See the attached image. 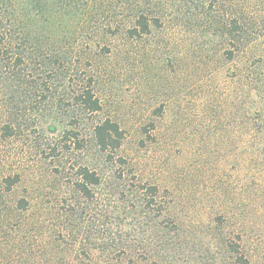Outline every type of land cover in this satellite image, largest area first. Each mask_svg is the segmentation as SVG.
I'll return each instance as SVG.
<instances>
[{
	"label": "rangeland",
	"instance_id": "374dc122",
	"mask_svg": "<svg viewBox=\"0 0 264 264\" xmlns=\"http://www.w3.org/2000/svg\"><path fill=\"white\" fill-rule=\"evenodd\" d=\"M15 6L32 41L0 44L5 149L21 174L4 204L29 196L28 264H264V38L229 60L225 35L180 0L164 27L115 41ZM90 84L96 112L77 97ZM107 118L123 130L112 153L95 139ZM80 167L99 176L90 196Z\"/></svg>",
	"mask_w": 264,
	"mask_h": 264
},
{
	"label": "trees",
	"instance_id": "16d2710c",
	"mask_svg": "<svg viewBox=\"0 0 264 264\" xmlns=\"http://www.w3.org/2000/svg\"><path fill=\"white\" fill-rule=\"evenodd\" d=\"M170 1L172 0H31V5L34 18L47 14L48 19H57L60 27L64 23L68 24L72 18L76 20L73 26L75 35H79L78 30L87 23L88 27H92V38L109 37L115 41L121 39V36L133 39L164 27L163 12ZM181 1L186 6L187 13L193 14L192 16L200 8L210 29H217L220 34L225 35L228 44L224 55L229 60L235 59L250 43L257 44L259 37L264 38V0ZM15 3L16 0H0V44L10 50L27 45L32 34L28 24L22 19L23 9L16 7ZM27 10L29 11L28 7ZM53 25L55 26L54 21ZM73 38L75 37L68 32L62 37L68 42V48ZM37 41L41 45L45 43L43 40ZM70 55L71 52H61L59 59L67 63ZM17 57L20 58L19 55ZM253 81L259 80L253 78ZM258 89L259 86L256 90ZM77 97L80 104L90 112L102 109V102L91 84L84 86ZM5 108L4 97L0 92V264H28V258L21 254L26 253L29 248L22 242L20 231L23 228V214L29 211L31 201L29 196H23L12 206L4 204V198L21 181V174L9 164L11 154L5 149L7 141L15 135ZM258 110L262 112L263 107ZM122 138L123 130L117 121L107 118L95 126V139L106 153L117 151L121 147ZM79 177L78 189L90 196L91 186L99 183V176L88 167H80ZM151 189L152 195H156L157 187L152 186ZM151 203L154 205L157 202L153 200ZM13 223H16L15 227ZM239 259L248 263L244 255H240Z\"/></svg>",
	"mask_w": 264,
	"mask_h": 264
}]
</instances>
